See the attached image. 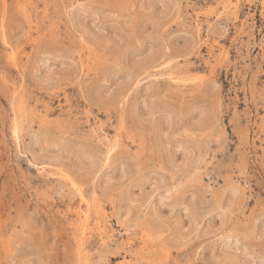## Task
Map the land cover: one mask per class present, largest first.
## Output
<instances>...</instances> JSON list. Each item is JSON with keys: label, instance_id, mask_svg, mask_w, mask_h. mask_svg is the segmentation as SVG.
Segmentation results:
<instances>
[{"label": "rangeland", "instance_id": "rangeland-1", "mask_svg": "<svg viewBox=\"0 0 264 264\" xmlns=\"http://www.w3.org/2000/svg\"><path fill=\"white\" fill-rule=\"evenodd\" d=\"M0 264H264V0H0Z\"/></svg>", "mask_w": 264, "mask_h": 264}]
</instances>
